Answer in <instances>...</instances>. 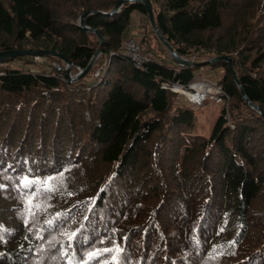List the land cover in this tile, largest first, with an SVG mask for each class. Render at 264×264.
I'll return each mask as SVG.
<instances>
[{"label":"trees","instance_id":"obj_1","mask_svg":"<svg viewBox=\"0 0 264 264\" xmlns=\"http://www.w3.org/2000/svg\"><path fill=\"white\" fill-rule=\"evenodd\" d=\"M118 1L0 0V52L22 43L85 69L100 41L84 14L104 41L75 81L0 65V264H264V120L241 94L264 112V0H150L162 37L197 65L176 63L147 20L143 69L120 46L144 6L110 15ZM220 56L239 85L207 63ZM206 65L229 102L205 137L200 107L161 86Z\"/></svg>","mask_w":264,"mask_h":264},{"label":"built area","instance_id":"obj_2","mask_svg":"<svg viewBox=\"0 0 264 264\" xmlns=\"http://www.w3.org/2000/svg\"><path fill=\"white\" fill-rule=\"evenodd\" d=\"M138 1L143 3V0ZM116 12H118V10ZM120 53L130 61L135 69H143L146 64L151 61V57L144 51L143 47L140 45V42L133 37H128L122 42L120 46ZM99 56L100 54L96 57L93 64L98 60ZM33 61L43 65L44 57L35 55L33 56ZM49 67L54 69L59 75L66 72L69 68L67 64L60 65L56 61H51L49 63ZM102 68H99L94 73V77L99 78ZM83 70L84 69L80 67H75L72 71L70 68L68 79L70 81L77 80V78L83 73ZM195 85H200V87L196 89L194 87ZM161 89L169 90L174 94L184 97L186 101L194 107H201L207 101L218 104L221 107L223 106L225 109L228 107L229 96L216 83H209L205 80H196L190 83L187 87H184L178 83L163 84ZM180 91L184 93H181ZM230 127L232 126L230 125Z\"/></svg>","mask_w":264,"mask_h":264},{"label":"rangeland","instance_id":"obj_3","mask_svg":"<svg viewBox=\"0 0 264 264\" xmlns=\"http://www.w3.org/2000/svg\"><path fill=\"white\" fill-rule=\"evenodd\" d=\"M146 22L147 19H145L143 16H141V18L137 17V19L134 21V23H137L135 30L136 31L138 30L137 26L139 27V30L137 31V35H134L133 38L139 41L138 39L139 34L141 33V29L144 27ZM16 47L20 49H16L14 51L27 50L25 49L22 43H20V45L17 44ZM50 62L51 61L48 59V57H44V64L42 65L38 62H34L32 55H24L17 58L5 60L4 62H0V65L2 66L3 69L20 68L28 72V70H37V71H41L43 69L45 70V66H49ZM96 67L102 68V65L96 63ZM193 73L196 77V80H205L209 83H218V81L222 78V69L211 68L209 65L197 67L196 69L193 70ZM96 81L97 80L90 78L87 80L86 84L88 86H94L96 84ZM180 101H182L184 105L186 104L188 106V102L184 97L180 96L179 102ZM194 109H195L194 122L196 126V131L200 135L206 137L209 135L214 121L221 114V106L207 101L204 103L203 107H200L198 109L194 108Z\"/></svg>","mask_w":264,"mask_h":264},{"label":"water","instance_id":"obj_4","mask_svg":"<svg viewBox=\"0 0 264 264\" xmlns=\"http://www.w3.org/2000/svg\"><path fill=\"white\" fill-rule=\"evenodd\" d=\"M127 0H119V2L117 3V5L115 6V8L113 9V11L110 13V15L114 14L117 10H119V8L126 2ZM131 2H138L141 3L138 0H131ZM144 6L146 15H143V17L145 19H147L151 25V27L153 28V30L155 31V33L158 35V37L160 38V40L164 43V45L166 46L167 50L169 51L170 55L172 56L173 60L176 61V63H178L181 66H185V67H194L197 64L193 63V61L191 60H186V59H182L180 57H178L175 52L173 51V49L168 45V43L165 41V39L162 37V35L160 34L159 30L156 27L155 21H154V17H153V12H152V5L150 0H143V3H141ZM87 14H84L83 16L80 17L79 22H78V27L82 28L83 30H85L86 32H91L96 34V36L98 37L100 44L99 47L95 53V55L91 58L88 66L83 70V73L77 78L79 79L80 77H82L83 75H85L89 69L91 68V66L93 65V62L95 61L96 57L101 53L102 48H103V44L104 41L102 39V36L98 34L97 31H93L91 29H89L88 27L85 26L84 24V18L86 17ZM24 55H38L41 57H55L60 59L63 63L67 64L69 66V68L66 71V77H69V73H70V68L72 63L70 61H68L67 59H65L62 55H59L56 52L53 51H46V50H26V51H1L0 52V62H4L7 59H13L16 57H20V56H24ZM218 61H223L226 62L228 64V66L230 67L234 80L236 82L237 85L238 84V79L234 73L233 67H232V60L229 58H226L224 56H220L218 58H213L211 60H208L207 63H212V62H218ZM241 90V89H240ZM241 94L245 100V102L255 111H257L264 120V112H262L260 109H258L257 107H255L244 95V92L241 90Z\"/></svg>","mask_w":264,"mask_h":264},{"label":"snow or ice","instance_id":"obj_5","mask_svg":"<svg viewBox=\"0 0 264 264\" xmlns=\"http://www.w3.org/2000/svg\"><path fill=\"white\" fill-rule=\"evenodd\" d=\"M60 176L62 177L63 176V173H61ZM50 179H52V178H50ZM27 186H28L27 183H25V187H27ZM44 188L47 191H53L54 190L52 187H49V185H48L47 182L44 183ZM27 205H28V211L31 213L32 212V207H33L32 200L31 199H29L27 201ZM35 207L37 209H39L40 208V205L37 204V205H35ZM2 231H3L2 228H0V241H2L4 239L3 234H2ZM76 235H77L76 233H72V235L68 237L69 241H72L74 239V237H76ZM69 246L71 247V245H69ZM111 251H112V249L105 248L102 251L89 252L88 253V259L89 260L98 259L99 256H102L104 253H108V252H111ZM116 251H120V249H116ZM53 259H55V257H53ZM112 259H113V261H115L116 260V257H113Z\"/></svg>","mask_w":264,"mask_h":264},{"label":"crops","instance_id":"obj_6","mask_svg":"<svg viewBox=\"0 0 264 264\" xmlns=\"http://www.w3.org/2000/svg\"><path fill=\"white\" fill-rule=\"evenodd\" d=\"M141 16H142V15H137V17H139V18H141ZM137 17H135V18L133 19V23H134V21L137 19ZM136 24H137V23L132 24L131 28L128 29L127 34H126L127 38H128V37H133L134 35H137V31L139 30V27L137 26V29H138V30L136 31V30H135ZM139 35H140V34H139ZM11 69H20V68H11ZM28 71H37V70H28ZM47 72H48V71H47Z\"/></svg>","mask_w":264,"mask_h":264},{"label":"bare ground","instance_id":"obj_7","mask_svg":"<svg viewBox=\"0 0 264 264\" xmlns=\"http://www.w3.org/2000/svg\"><path fill=\"white\" fill-rule=\"evenodd\" d=\"M194 87L197 89V88L200 87V85H195ZM178 89H180V88H178ZM180 92H181V93H184V92H182V91H180Z\"/></svg>","mask_w":264,"mask_h":264},{"label":"clouds","instance_id":"obj_8","mask_svg":"<svg viewBox=\"0 0 264 264\" xmlns=\"http://www.w3.org/2000/svg\"><path fill=\"white\" fill-rule=\"evenodd\" d=\"M65 64V63H64Z\"/></svg>","mask_w":264,"mask_h":264}]
</instances>
